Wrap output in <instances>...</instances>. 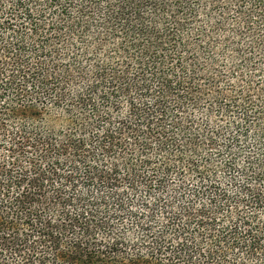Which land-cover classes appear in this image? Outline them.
Wrapping results in <instances>:
<instances>
[{"label": "trees", "instance_id": "16d2710c", "mask_svg": "<svg viewBox=\"0 0 264 264\" xmlns=\"http://www.w3.org/2000/svg\"><path fill=\"white\" fill-rule=\"evenodd\" d=\"M0 264H264V0H0Z\"/></svg>", "mask_w": 264, "mask_h": 264}]
</instances>
